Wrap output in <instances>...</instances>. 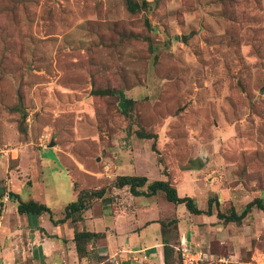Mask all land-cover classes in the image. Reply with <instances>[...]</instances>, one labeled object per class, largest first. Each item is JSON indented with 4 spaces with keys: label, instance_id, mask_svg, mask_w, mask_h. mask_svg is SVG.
<instances>
[{
    "label": "rangeland",
    "instance_id": "rangeland-1",
    "mask_svg": "<svg viewBox=\"0 0 264 264\" xmlns=\"http://www.w3.org/2000/svg\"><path fill=\"white\" fill-rule=\"evenodd\" d=\"M134 1L148 6L133 13L126 0H0V149L8 152L0 155V264H116L91 244L79 255L71 222L35 217L62 226L60 236L34 227L10 191L37 196L57 220L76 192L106 187L84 215L99 231L116 223L108 209L119 204V176L169 181L199 208L218 201L224 214L264 200V0ZM121 91L136 102L129 117ZM121 192L165 218L168 239L180 244L182 213L163 192ZM147 202L157 207L150 212ZM213 210L183 218L195 250L209 264H264V211L227 223ZM40 242L48 256L37 253Z\"/></svg>",
    "mask_w": 264,
    "mask_h": 264
},
{
    "label": "trees",
    "instance_id": "trees-1",
    "mask_svg": "<svg viewBox=\"0 0 264 264\" xmlns=\"http://www.w3.org/2000/svg\"><path fill=\"white\" fill-rule=\"evenodd\" d=\"M126 2L128 5V9L133 13H136L148 6L147 1L138 3L134 0H126ZM146 23L150 26L148 20ZM119 96V107L123 114L126 117H129L131 110L133 109L136 102L133 99L127 98L122 91L119 92ZM22 129V132L25 133L26 129L24 127ZM141 137L145 139L156 138L155 135L146 133L141 134ZM154 149H156L155 145ZM114 187L117 189L129 187L130 193L135 197H154L160 192H163L167 201L175 205H185L187 210L193 215L212 216L214 214V206L216 205L218 210L217 217L227 223H241L243 219H245L253 211V209L264 211V200L262 198L254 199L253 201L248 203L240 212H238L236 209H233L229 214L222 213L219 210V202L214 201L212 198H210L208 201L207 210H202L198 207L194 198L190 196L181 197L177 189L169 181L157 180L149 182L147 177L145 176H119L114 182ZM106 193V187L96 190H81L78 194L77 199L71 202L66 207L64 217L57 220L54 218V213L52 212V210L46 204L35 200L25 201L22 199L20 194L14 193L12 191L8 192V197L11 201L17 203V211L20 215L28 217H41L44 214H47L50 216V221L55 226H60L71 222L75 228L72 242L74 243L76 252L81 255L88 252V246L90 244L92 246H95L98 240L104 237L103 233L90 232L87 230V228L85 227L84 215L90 209V203L92 202V200L102 199L104 198ZM4 195V193L1 194L0 199H2ZM0 205L2 204L0 203ZM163 240L165 264H169L171 260L174 261L175 257L178 258L180 263V257L178 252L176 251V246H178L179 244L177 242H172L171 240H169L168 236H166V231ZM102 259L104 261L105 259H108V257L102 256Z\"/></svg>",
    "mask_w": 264,
    "mask_h": 264
},
{
    "label": "crops",
    "instance_id": "crops-1",
    "mask_svg": "<svg viewBox=\"0 0 264 264\" xmlns=\"http://www.w3.org/2000/svg\"><path fill=\"white\" fill-rule=\"evenodd\" d=\"M127 189L129 190V187H125L123 189L116 188L117 192L115 199L118 201L119 204L115 203L114 204L116 205L114 206L115 208H110V210L108 209L109 212L108 214H111L112 215L111 217L113 219H116V223H115L116 226L115 225H113L112 227L104 226L105 229L103 231L93 230L89 227L88 221L86 220L85 227L87 228L88 231L103 233L104 235V237L98 240V242L95 245L97 247L96 253L99 256L108 257V260L114 261L116 264H134V263L165 264L163 237L165 236V231L169 227L168 226L169 224L166 223L167 220H165V218H162L161 221H159L160 218L151 216L147 213H142L140 211V207H137V205L136 204L134 205V203L130 204L131 202L129 198L124 200L123 198H120V196L118 195L122 193L121 191H127ZM177 191L181 197H185V195L183 196L180 194V190L177 189ZM14 193L19 194L18 192H14ZM76 195L78 197L77 192ZM37 198L38 197L35 196V199L33 200L41 202ZM125 203H128L130 205L127 206L125 205ZM141 203L143 202L140 201V204ZM154 205L155 204H151V202L149 203L147 202L146 206L149 208L150 212H152L153 208L150 209V207H154ZM173 206H178V212L182 213L181 215L178 214L177 217V219L179 220L178 230L180 233V238L181 240L185 239L195 250L196 249L195 246H193V244L190 242V235L187 234L189 233L188 231L190 230L189 228L187 229L184 226L185 223H183V218L188 217V215L192 217H198L200 215L191 214L187 210L185 205L174 204ZM156 207L157 206L155 205L154 208ZM207 208H208V204H207ZM113 209L117 210V212L113 213ZM200 209L205 210L204 208H200ZM30 218L31 221L34 222L33 223L34 227L37 226L44 227L47 231H49L48 228L49 225H51L50 227H52V231L53 229L55 230L54 232L55 235H59V236L62 235V232H60L63 231L64 229L62 226L55 227L53 224H51L49 220H48L49 223H46L47 221L46 222H40V220L37 221V218H35L34 216H30ZM166 225L168 227H166ZM66 226L67 228H70L69 224ZM73 236L71 240L73 239ZM60 241H62V239ZM45 242L48 243V241ZM46 243L42 244L40 242L41 247L43 248L42 249L39 248L37 253H39L40 255L41 254L46 256L49 255L48 254L49 251L44 246ZM71 245L75 248L74 243L72 241H71ZM42 257L44 258V256Z\"/></svg>",
    "mask_w": 264,
    "mask_h": 264
},
{
    "label": "built area",
    "instance_id": "built-area-1",
    "mask_svg": "<svg viewBox=\"0 0 264 264\" xmlns=\"http://www.w3.org/2000/svg\"><path fill=\"white\" fill-rule=\"evenodd\" d=\"M6 154H8L7 151L0 149V155ZM176 251L180 257V264H209L212 261L209 254L201 250H194L185 239H182L176 246Z\"/></svg>",
    "mask_w": 264,
    "mask_h": 264
},
{
    "label": "water",
    "instance_id": "water-1",
    "mask_svg": "<svg viewBox=\"0 0 264 264\" xmlns=\"http://www.w3.org/2000/svg\"><path fill=\"white\" fill-rule=\"evenodd\" d=\"M189 37L185 36L183 38L184 41L188 40ZM261 94H264V87L261 89L260 91ZM93 95L95 96H108V95H111V90L107 89V90H102V91H96V92H93ZM54 146V143H52L50 145V147Z\"/></svg>",
    "mask_w": 264,
    "mask_h": 264
}]
</instances>
